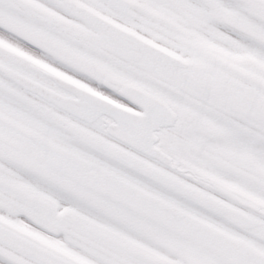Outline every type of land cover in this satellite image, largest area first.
Returning a JSON list of instances; mask_svg holds the SVG:
<instances>
[{"label":"snow or ice","instance_id":"1","mask_svg":"<svg viewBox=\"0 0 264 264\" xmlns=\"http://www.w3.org/2000/svg\"><path fill=\"white\" fill-rule=\"evenodd\" d=\"M0 264H264V0H0Z\"/></svg>","mask_w":264,"mask_h":264}]
</instances>
